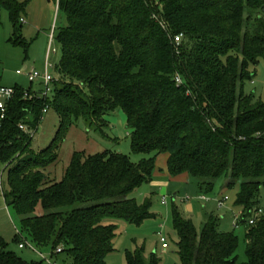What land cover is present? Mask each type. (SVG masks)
Masks as SVG:
<instances>
[{"label": "trees", "instance_id": "16d2710c", "mask_svg": "<svg viewBox=\"0 0 264 264\" xmlns=\"http://www.w3.org/2000/svg\"><path fill=\"white\" fill-rule=\"evenodd\" d=\"M57 1L67 25L56 35L63 58L54 96L16 85L0 123L1 193L20 217L18 244L29 240L52 256L61 247L73 264H108L116 226L105 219L139 226L155 216L150 199L140 203L131 194L152 180L161 154L172 176L188 174L201 192L213 191L222 177L227 188L238 185L235 204L244 216L259 208L264 102L246 95L243 84L251 78L249 66L264 58V0ZM0 7L16 28L25 5L0 0ZM26 90L33 96L25 97ZM45 107L57 113L59 126L36 151L32 132ZM118 108L133 151L148 157L133 162L117 150H75L60 179L46 172L79 119L100 128ZM216 218L209 215L198 231L173 208L180 264H264V216L246 225L244 262L236 256L238 235L220 230ZM126 261L160 264L145 246L127 251ZM0 264L44 262L24 259L0 236Z\"/></svg>", "mask_w": 264, "mask_h": 264}, {"label": "rangeland", "instance_id": "374dc122", "mask_svg": "<svg viewBox=\"0 0 264 264\" xmlns=\"http://www.w3.org/2000/svg\"><path fill=\"white\" fill-rule=\"evenodd\" d=\"M25 9L18 14L15 28L10 12L0 7V84L7 86H32L42 88L39 82L31 83L26 71L44 70L49 48L56 49L51 53V72L58 78L57 68L63 58V48L56 41L60 28L67 25L66 16L59 10L57 0H19ZM22 19L25 20L23 22ZM17 31V33H16ZM52 37V38H51ZM27 70L22 74L17 70ZM251 78L244 81L243 91L254 101L264 102V58L256 65L249 66ZM54 90L49 93L53 98ZM106 123L102 127L88 125L79 119L70 130L60 149V158L51 164L46 172L52 178L60 179L75 150H85L87 153H97L104 150L120 151L129 156L133 162H140L147 154L133 151L131 129L128 127L126 114L122 109H116L105 115ZM59 126L57 113L50 109L41 121L34 134L32 147L39 151L47 147L54 138ZM3 164L0 163L2 175ZM239 186L227 188L225 177L217 180L213 191L201 192L197 180L188 174L172 176L167 169V155L161 154L156 160L152 180L134 190L131 197L142 203L150 199V210L154 217L145 220L141 225H135L122 218H106L107 224L116 226V236L113 241L114 251L110 252L106 261L108 264H126L127 251L145 246L146 253H156L160 264H180L178 253V237L174 230L172 212L177 207L186 217L190 218L200 231L209 215L218 218L219 229L224 232L234 231L239 237L236 256L240 262L247 260L246 256V224L241 222L238 227L233 224V216L241 212V207L235 204ZM189 195L190 199L185 197ZM206 195L210 201L199 199ZM228 196L226 205L219 207L217 199ZM163 197L166 203H162ZM259 208L264 213V189L260 192ZM216 218V219H217ZM20 217L16 212L5 206L0 185V236L15 251L28 261L42 260L40 253L51 256V250L40 248L34 250L28 246L19 248L16 240V227L19 229ZM161 234L167 238L168 247L163 248ZM29 241V240H28ZM55 264H73V258L65 253L53 255ZM46 264L45 260L43 261Z\"/></svg>", "mask_w": 264, "mask_h": 264}, {"label": "built area", "instance_id": "2783aa9c", "mask_svg": "<svg viewBox=\"0 0 264 264\" xmlns=\"http://www.w3.org/2000/svg\"><path fill=\"white\" fill-rule=\"evenodd\" d=\"M182 37H183L182 34H178L175 36V41L177 44H179L181 42ZM55 52H56L55 48L52 50L49 48L48 54L46 57L44 70L39 71L36 69H31L29 71H26L28 79L30 80L31 83L39 82L41 84V86L43 85L42 88L33 89L36 91L35 94H38V95H41L44 97H48L49 93L53 90V81L55 80V76L51 72V67L53 66V64L50 62V55H51V53H55ZM23 72H25V69L17 71V73H19V74H22ZM176 80L178 83L182 82V79L180 76H177ZM16 93H17V90L14 86H7V85L0 84V123H2V121L6 118V115L8 113L9 102L15 97ZM32 96L33 95L30 94L27 90L25 91V97H32ZM48 111H49V107H45L43 109L44 116ZM44 116H43V118H44ZM21 127L23 129H27L26 125H24V124H22ZM35 132H36V130L32 132L33 137H34ZM185 199L189 200L190 196L187 195L185 197ZM199 199L204 200V201H210V198L207 197L206 195H200ZM227 200H228V196H224V197L217 199L218 206L224 207L226 205ZM162 203H166L165 197H163ZM262 216H264V213H263V210L261 208H256V209L250 210L247 216H244L242 212L235 213L234 217H233L234 218L233 224L236 227H238L241 222L245 223L246 225H248V224L252 225V224L256 223V221ZM16 230H17V233H19V229L17 227H16ZM161 242H162L163 248L168 247L167 238L162 234H161ZM19 246H20V248H24V247L28 246L34 250L37 249L36 246L28 240H24L23 242H21L19 244ZM61 251H62V248L60 247L56 250V253H60ZM39 253H40L42 260L43 261L45 260L46 264H55L51 258L52 253H51V256H47L42 252H39Z\"/></svg>", "mask_w": 264, "mask_h": 264}, {"label": "crops", "instance_id": "0c3cea01", "mask_svg": "<svg viewBox=\"0 0 264 264\" xmlns=\"http://www.w3.org/2000/svg\"><path fill=\"white\" fill-rule=\"evenodd\" d=\"M21 20H22V18H21ZM22 21L25 22L24 19H23ZM23 69L27 70V66H24ZM23 69H22V70H23ZM18 70H19V69H18ZM18 70H17V71H18ZM198 188H199V187H198ZM3 199H4V197H3ZM4 202H5V200H4ZM5 206H6V203H5ZM235 213H236V212H235ZM233 217H234V216H233ZM233 221H234V218H233ZM19 248H20V246H19Z\"/></svg>", "mask_w": 264, "mask_h": 264}]
</instances>
